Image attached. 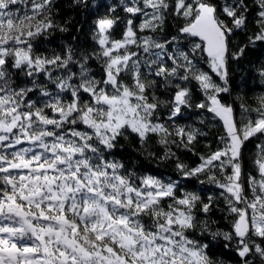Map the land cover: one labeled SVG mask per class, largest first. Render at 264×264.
Here are the masks:
<instances>
[{
  "label": "snow or ice",
  "instance_id": "snow-or-ice-1",
  "mask_svg": "<svg viewBox=\"0 0 264 264\" xmlns=\"http://www.w3.org/2000/svg\"><path fill=\"white\" fill-rule=\"evenodd\" d=\"M252 2L119 0L95 21L91 51L65 44L49 56L33 41L68 31L54 21L56 0H0V264H224L197 232L222 240L237 264H264V142L259 179L243 170L246 142L264 141V95L255 108L240 105L239 121L221 95L230 93L231 65L264 43V0ZM238 33L246 40L233 45ZM259 76L264 83V65ZM186 111L222 122L223 147L194 168L176 163L182 179L220 190L207 201L116 158L121 140L143 146L153 137L161 159L176 156L172 146L193 152L206 133L176 124ZM214 211L231 218L229 230L213 231Z\"/></svg>",
  "mask_w": 264,
  "mask_h": 264
},
{
  "label": "trees",
  "instance_id": "trees-1",
  "mask_svg": "<svg viewBox=\"0 0 264 264\" xmlns=\"http://www.w3.org/2000/svg\"><path fill=\"white\" fill-rule=\"evenodd\" d=\"M57 9L54 10V21L56 24L64 25L68 28L67 32H53L47 40L43 37H38L33 41L34 51L51 55L53 52H62L65 44H71L76 49H88L91 51L95 45L92 40L93 28L95 21L105 15H108V6L112 4H119V0H89V8L87 10L77 9L73 10L70 7L69 0H56ZM249 8L253 9L254 4L252 0H248ZM96 5V7H92ZM23 11V6H21ZM15 11V9H13ZM116 15L124 17L125 13L121 8H117ZM255 12H251L249 15L248 32L256 30L254 24ZM136 23L139 24L140 20L137 19ZM123 25L116 26L113 31V38L120 39L122 36ZM175 31L172 27V22L169 21L166 26L164 34L170 35ZM75 37L76 39H73ZM246 40V36L243 33H238L233 37V45L237 43H243ZM133 51L135 48L132 47ZM93 70L96 69V62L93 61ZM264 65V43L257 42L255 46L250 47L245 56L238 62L231 65L230 73V93H223L222 102L230 104L234 108V113L239 121L241 108L240 105L244 104L249 108L257 107V97L264 95V83L261 82L259 76V70ZM207 70V66H202ZM59 74V73H57ZM52 88V86H49ZM54 90V89H53ZM33 99L36 97L33 96ZM70 96H66L65 99H69ZM202 97L197 93L196 102ZM161 111H164L163 109ZM254 115V113H253ZM167 114L165 113L166 121ZM205 119L204 124H200L199 120ZM176 124L184 126L187 124H194L206 135L198 137L197 141L193 145V152H187L182 149H177L172 146V150L176 153V156L171 159H161L164 155L165 149L162 145L158 144L157 137L149 139L147 143L141 146L138 142L133 145L128 141L121 140V143L125 145V148L121 150L119 147L116 149V158L121 160L128 167L129 170L136 172L138 176L152 175L156 176L164 181L179 180V186L176 190L177 195H182L185 192H194L200 195L201 198L207 201L209 195L219 196V191L214 186L204 183L201 184L196 178L182 179L181 174L176 169V163L180 162L186 165L188 168H194L199 163L200 155H210L218 147H223L219 144L218 137L223 135L222 122L210 119V114L201 116L200 114H193L192 111H186L184 116L177 118ZM264 141L257 140L255 138L246 142L243 149V170L244 178L246 180L247 175L251 173L259 179L258 172L254 161L257 159L258 149L256 145ZM195 153V154H194ZM230 171V170H229ZM217 178L223 180V176L217 172ZM204 179V177H201ZM220 206H223V200H220ZM167 205L165 204V207ZM243 207V205H241ZM225 213L220 211H214L212 219L216 221V225L213 227V231L219 228L223 231L229 230L231 227V218L225 219ZM193 238L199 240L201 243H208L209 248L207 252L213 260H222L224 264H237L238 257H236L233 251L227 250L223 247L222 240L213 241L209 236H201L197 232ZM257 242H260L257 239ZM257 264L259 262L257 261Z\"/></svg>",
  "mask_w": 264,
  "mask_h": 264
}]
</instances>
